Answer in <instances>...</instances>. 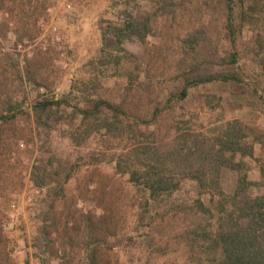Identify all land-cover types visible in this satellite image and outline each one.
Returning <instances> with one entry per match:
<instances>
[{"label": "rangeland", "instance_id": "obj_1", "mask_svg": "<svg viewBox=\"0 0 264 264\" xmlns=\"http://www.w3.org/2000/svg\"><path fill=\"white\" fill-rule=\"evenodd\" d=\"M199 2L6 1L0 11V112L5 116L20 111L30 114L17 115L11 127L0 125V211L7 226L3 231L9 239L10 264L84 262L80 248L69 250L66 257L59 251L58 257L48 259L41 230L52 202L59 212L73 199L79 208L85 200L91 203L84 188L92 171L98 173L93 180L111 184L117 202H127L131 196L134 200L136 190L128 175L117 172L115 158L143 138L138 132L135 138L106 133L96 121L79 117L72 122L70 107L82 106L87 99L120 101L130 94L139 103L140 113H146L167 92L175 91L178 73L193 56L186 40L208 22ZM27 65L47 89L26 82ZM191 92L186 103L167 112L168 122L165 119L179 134L188 135L189 143L213 138L236 121L247 126L246 140L251 141L263 126L256 97L247 87L209 84ZM42 97L68 106L37 124L32 107ZM260 157L257 151L255 159ZM245 162V170L258 180L257 161ZM223 184L227 192L232 189L229 173H224ZM60 187L62 195H52ZM197 198L194 183L186 181L172 201L175 206L191 205ZM131 214L132 209L128 217L132 222ZM119 254L120 264H147L149 257L145 245L130 247L128 242ZM157 264L188 263L167 256Z\"/></svg>", "mask_w": 264, "mask_h": 264}, {"label": "trees", "instance_id": "obj_2", "mask_svg": "<svg viewBox=\"0 0 264 264\" xmlns=\"http://www.w3.org/2000/svg\"><path fill=\"white\" fill-rule=\"evenodd\" d=\"M6 1L0 0V11ZM199 3L208 22L186 40L193 56L178 73L175 91L167 92L146 113H140L139 103L130 94L120 101L87 99L82 106H69L72 122L77 117L96 121L106 133L122 137L131 134L135 138L138 132L143 142L115 158L117 172L128 175L136 190L134 200L131 196L127 202H117L111 184L93 180L98 173L92 171L84 188L91 203L85 200L79 208L73 199L59 212L52 202L41 230L48 259L58 257L59 251L66 257L69 250L80 248L82 264H120L119 251L128 242L130 247H147V264H157L167 256L188 264H264V0ZM25 77L36 88L47 89L30 65ZM209 84L251 90L263 123L257 134L252 132L251 141L246 140L247 126L238 121L213 138L191 143L188 135L167 124L168 111L186 103L191 91ZM65 105L64 101L38 99L32 107L36 123L56 115ZM17 115L30 117L24 111ZM17 115L0 112L1 127L13 126ZM257 151L261 157L256 160ZM246 159L257 161L258 180L245 170ZM224 173L233 177L229 192L223 188ZM186 181L194 183L198 198L191 205L175 206L173 196ZM58 189L52 191L55 197L62 193V187ZM2 226L0 211V264H10L9 239Z\"/></svg>", "mask_w": 264, "mask_h": 264}, {"label": "built area", "instance_id": "obj_3", "mask_svg": "<svg viewBox=\"0 0 264 264\" xmlns=\"http://www.w3.org/2000/svg\"><path fill=\"white\" fill-rule=\"evenodd\" d=\"M68 8H70V6H68ZM0 14H1V12H0ZM1 203H2V199L0 198V205H1ZM15 208V206H12V209H14ZM2 227H3V229H6L7 228V226H6V224H4V222L2 221Z\"/></svg>", "mask_w": 264, "mask_h": 264}]
</instances>
